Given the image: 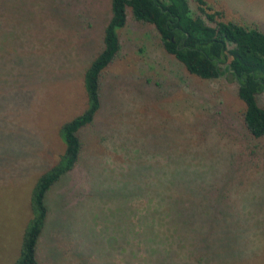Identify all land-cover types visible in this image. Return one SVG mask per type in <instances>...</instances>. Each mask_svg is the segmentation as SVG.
<instances>
[{
    "label": "rangeland",
    "instance_id": "obj_1",
    "mask_svg": "<svg viewBox=\"0 0 264 264\" xmlns=\"http://www.w3.org/2000/svg\"><path fill=\"white\" fill-rule=\"evenodd\" d=\"M206 1L264 30V0ZM109 19L110 0H0V264L19 255L32 188L64 150L61 125L86 108L83 75ZM119 37L79 165L47 195L39 264H137L110 246L134 243L129 211L143 208L118 189L123 162H207L203 187L174 193L192 213L180 224L192 258L180 264H264V144L243 125L237 83L189 74L129 9Z\"/></svg>",
    "mask_w": 264,
    "mask_h": 264
},
{
    "label": "trees",
    "instance_id": "obj_2",
    "mask_svg": "<svg viewBox=\"0 0 264 264\" xmlns=\"http://www.w3.org/2000/svg\"><path fill=\"white\" fill-rule=\"evenodd\" d=\"M195 2L205 18L192 13L188 0H110V19L104 27L102 49L83 75L86 108L59 129L63 153L37 178L32 188L29 200L31 217L13 264H39L38 246L49 214L47 195L79 165L82 154L79 134L94 123L101 108V78L119 56V32L126 26L127 9L134 21L153 26L160 47L181 63L189 74L207 81L223 76L235 81L237 96L245 108L243 125L253 138L264 144V107L258 103V96L264 95V30L248 27L235 18L224 19L222 9L206 0ZM206 163L123 162L119 167L122 170L120 176L127 177V180L116 181L120 184L118 189L122 183L124 188L131 187L134 195L131 200L142 199L143 208L129 211L135 222L129 224L128 234L134 243H125L124 247L119 244L118 236H114L110 244L112 250L128 253L130 261L137 264L188 262L192 253L185 251L187 237L181 233L180 224L190 225L192 213L184 207L183 198L174 193H179L182 188L183 191H192L202 186L203 173L207 169L201 168ZM109 164L105 162V166ZM205 214L207 219L212 217L208 211ZM122 234L126 235V230ZM200 262L204 259L198 258L195 264Z\"/></svg>",
    "mask_w": 264,
    "mask_h": 264
}]
</instances>
